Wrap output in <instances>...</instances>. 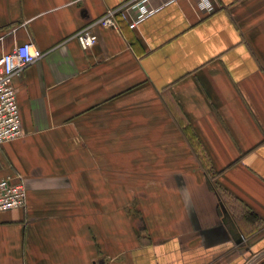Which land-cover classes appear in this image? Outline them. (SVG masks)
<instances>
[{"label": "crops", "instance_id": "crops-1", "mask_svg": "<svg viewBox=\"0 0 264 264\" xmlns=\"http://www.w3.org/2000/svg\"><path fill=\"white\" fill-rule=\"evenodd\" d=\"M0 0L22 135L0 264H264V0ZM93 24L94 44L74 36Z\"/></svg>", "mask_w": 264, "mask_h": 264}, {"label": "built area", "instance_id": "built-area-1", "mask_svg": "<svg viewBox=\"0 0 264 264\" xmlns=\"http://www.w3.org/2000/svg\"><path fill=\"white\" fill-rule=\"evenodd\" d=\"M139 2L140 0H130L115 8H109L96 22L104 27L114 26L115 15L119 14L130 28H136L138 22L150 14V12L143 14L139 18H133L128 14L129 8L137 6ZM74 36L85 48L97 40L93 24L80 29ZM43 53L42 50L33 47L32 43L25 42L0 56V144L14 140L23 133L14 77L27 65L41 58ZM26 200L27 190L22 176L15 179L9 176L0 179V211L23 208Z\"/></svg>", "mask_w": 264, "mask_h": 264}]
</instances>
